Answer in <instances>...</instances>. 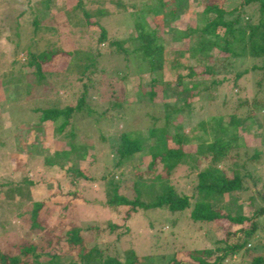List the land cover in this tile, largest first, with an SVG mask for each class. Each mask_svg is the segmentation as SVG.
<instances>
[{
	"label": "rangeland",
	"instance_id": "rangeland-1",
	"mask_svg": "<svg viewBox=\"0 0 264 264\" xmlns=\"http://www.w3.org/2000/svg\"><path fill=\"white\" fill-rule=\"evenodd\" d=\"M77 1L0 0V247L11 251L10 246L23 237L27 239L26 242L38 240L39 237L28 229L27 223L28 212L34 202L41 201L44 206L39 209L38 217L46 226L60 222L59 228H66L68 223L80 229L96 227L97 230L92 228L82 233L87 246L100 244L103 253L117 255L120 261L133 255L136 260L139 258L134 264H172V256L179 264H190L192 262L187 252L193 248H214L215 239L220 237L216 230L209 233L207 226L191 222L187 210L171 213L162 208L137 209L129 220L122 221L126 207L107 203L114 195L130 201L139 199L147 202L158 192L153 188L156 186L150 188L148 181L133 184V180H136L133 172L141 173L143 178L153 174L145 171L149 156L136 157L130 163H124L122 168L116 167L112 165L116 154L111 151L110 144L119 142L118 134L122 132L134 139L146 138V132L153 125L163 127L165 111L159 103L162 100L159 98V86L154 87L157 94L154 101L147 100L145 91L149 89L150 79L154 75L147 71L140 53L131 54L135 42L125 44L128 50L125 57L121 53L108 54L107 42L101 44L102 47L97 44V28L84 26ZM227 1L229 6L237 2ZM200 2L179 0L175 5L177 0H81V6L90 20L97 19L110 39L124 40L134 35V28L141 22H145L149 29H155L163 42V49L168 53L166 69L159 76L167 87L162 101L167 105L168 130L171 134L175 125L180 124L189 139L183 147L190 151L195 149L196 139L193 136L209 141L214 136L210 132L211 127H208V136L203 135L200 122L213 114L234 110V100L225 107L220 105L222 95L228 97L234 93L241 100L247 99V105L240 106L236 111L241 119L248 116L251 109L249 103L254 95L264 97V74L257 69L242 77L240 88L226 83L215 89L209 86L211 78L207 75L203 77L204 80L185 76L186 86L193 81L199 84L193 90L196 96L191 98L192 111L189 114L185 110L172 113V108L179 107L187 98V93L178 92L182 86L176 84L175 73L186 74L185 66L196 63L189 53L199 36L185 38L183 35L187 25L195 26L202 21L199 14L203 7ZM161 5L166 7L163 6L162 13L158 14ZM173 8V17L167 15L160 19L157 16H163L166 14L164 12ZM96 47L101 54L95 66L102 72L96 71L90 76L91 84L86 91L90 114L85 110L73 113L70 124L61 130L50 121L40 123V112L36 109L51 106L62 108L73 104L81 83L73 81L72 76L59 83L62 87L52 86L48 79L37 84L33 76L26 73L27 69L23 71L25 82L16 83L20 75L18 69L22 68L20 63L23 62L19 53L26 54L35 49L65 50V54L56 53L52 58L51 63L55 65L52 71H57L65 66L69 57L72 67L79 63L80 57ZM178 49L185 52L176 56L174 52ZM259 63V58H243L234 63V69L242 70ZM203 64L210 68L212 66L210 61ZM89 68L92 69L91 66ZM234 69H220L217 78L231 79ZM195 70L199 73L203 71L200 66ZM258 79L261 81L259 87L255 84ZM4 82H7L6 86ZM253 113L252 118L238 126L236 131L240 156L237 160L242 162L257 148L261 152V164H248L246 170H240L241 174L248 172L250 175V178L242 179L245 186V190L239 194L242 210L236 209L229 195H225L220 202L222 210L230 208L231 213L241 211L245 217L249 216L251 210L247 209L249 203L245 198L261 192L264 186V109ZM152 116L157 119L153 120ZM67 131L73 132L72 149H69L71 142L64 138ZM220 136L226 138V134ZM234 153L232 151L220 165L226 174L230 172L227 165L236 158ZM71 166L78 168L85 178L68 172ZM160 170L158 164L155 173ZM184 173L183 167L175 169L169 175V181L189 193L191 188L187 181L190 177L185 179ZM255 177L258 180L253 184ZM255 200L256 204L264 205L260 200ZM258 222L255 239L248 241L246 253L239 252L225 262L247 264L253 256L264 254V215ZM108 223L118 228L112 230L107 227ZM242 225L246 226V222ZM221 226L224 229L238 228L226 219L221 221ZM58 234L57 231L56 238ZM54 244L59 253L72 254L71 247L60 238Z\"/></svg>",
	"mask_w": 264,
	"mask_h": 264
},
{
	"label": "trees",
	"instance_id": "trees-1",
	"mask_svg": "<svg viewBox=\"0 0 264 264\" xmlns=\"http://www.w3.org/2000/svg\"><path fill=\"white\" fill-rule=\"evenodd\" d=\"M178 1L174 4H178ZM200 4L203 7L201 14H199L202 21H198L195 26L187 25L185 27L186 32L183 35L185 38L199 36L189 53V57L193 58L196 63L185 66L186 74L178 71L175 73L176 84L182 86L178 92L187 93L185 96L187 98H184L179 107H173L172 113L185 110L189 114L192 111L191 98L196 96V91L193 90L199 84L193 81L190 86H186L185 76L188 78L199 77L204 80L203 77L207 75L211 78L209 86L218 89L219 86L226 85V83L240 88L239 82L242 77L254 69L260 70L264 74V0H237L234 6H229L227 0H201ZM163 6L166 7V5H161L158 8V14L159 12L162 13ZM77 7L82 11L81 16L84 26L86 28L90 26L97 28L95 33L97 44L102 47L101 44L107 42L106 50L108 54L121 53L125 57L128 53L125 44L129 41L135 42L131 54L134 52L140 53L147 65V71L154 75L150 79L149 89L145 91L147 100L154 101L157 95L155 86H159V98L164 100L167 87L160 79V73H163L166 69V63L168 62L166 56L168 53L163 49V42L155 29H149L145 22L144 24L141 22L134 28V35L124 40L121 38L110 39L105 28L97 19L95 21L90 20V16L81 6V0L77 1ZM164 13L166 14L163 16H157L160 19H164L167 15L173 17L175 8ZM184 52L185 50L178 49L174 53L176 56H181ZM56 53L65 54L66 52L62 49H35L34 51H28L26 54L20 52L19 55L22 56L23 62L20 63L22 68L18 69L20 75L16 83L25 82L26 76L23 71L26 69L28 70L26 73L31 74L37 84L44 83L48 79L51 81L52 86L57 87L60 85L62 87L59 83L69 80L72 76L73 81L81 83L73 104L64 105L62 108L51 106L45 109H36L40 112V123L50 121L61 130L70 124L73 113L85 110L89 111L87 113L90 114L91 110L86 103V91H88L91 84L90 76L94 75L96 71H101L95 66L97 59L100 58L101 50L96 47L94 50L87 52L80 57L79 63L74 64L72 67H70L69 57L65 66L57 71H52L55 65L51 62ZM251 57L259 58L260 63L257 65L251 64L250 67L242 70L234 69L236 61ZM207 61L211 62V68L203 64ZM197 66L202 68L201 73L195 70ZM222 68L226 71L234 69L231 79L227 77L217 78ZM60 75L61 79L58 81ZM5 84L7 82H4V86H6ZM255 84L259 87L261 85L260 79ZM234 95L235 97H232ZM230 96L222 95L220 105L225 107V104L234 100V110L230 113L213 114L200 122L199 128L202 134L208 136V127H211L212 131L210 132L214 136L210 141L206 138L193 136L196 143L194 144L195 149L192 151L183 147L189 139L185 136L180 124L175 125L172 133H169V117L165 110L167 105L162 100L159 103L165 111L163 127L159 128L153 125L146 132V138L142 140L134 139L129 134L122 132L118 134L119 142L110 144L111 151L116 154L112 165L116 167L122 168L124 163H130L136 157L142 158L147 154L149 162L145 171L153 174L148 178H143L141 173L133 172V176L136 177L133 184H136L137 181L143 183L148 181L150 188L154 185L156 187L153 188L158 191L153 195L152 200L147 202L139 199L130 201L120 195H114L113 198H110L107 201L108 205L116 203L126 207L127 211L124 213L122 221L129 220L131 214L137 209L162 208V210L171 213L187 210V216L191 222L197 223L198 226H207V232L209 233L214 232V230L219 233L220 237L215 239L214 248H193L187 252V257L192 262L190 264H230L225 262L230 256L239 252L246 253L245 247L249 240L255 239L254 232L259 227V218L264 215V205L255 203V199L264 203V186L261 192L245 198V201L249 203L247 209H251L248 217H245L241 211L231 213L230 208L229 210H222L223 207L220 204L224 196L229 195L231 201H233L232 203H235L236 209L242 210V203L239 201V194L245 190L242 179L243 177L250 178V175L245 171L244 174H241L240 170H246L248 164H261V152L257 148H254L252 154L247 155L248 157L242 162L237 160L240 159V156L237 152L239 145L237 144L236 131L238 126L248 118H252L253 112L264 109V97H255L254 95L249 103L251 109H249L248 116L241 119L237 117L236 111L240 106L247 105V99L241 100L234 93ZM152 119L156 120L157 118L152 116ZM222 133L226 134V138L220 136ZM64 138L71 142L69 149H72L74 145L72 143L73 132L67 131ZM232 151H235L236 158L227 165L230 172L226 174L220 168V165L225 162L226 157ZM158 164L161 166V170L159 173H155ZM179 167L185 168L186 173L183 174L185 179L190 177L187 181V185L191 188L189 193L178 185H172L169 181V175ZM67 171L74 176L85 178L78 168H73V166L68 168ZM257 180V177L253 178L252 183L254 184ZM43 206L44 203L36 201L28 212L29 222L27 227L34 235L39 237L38 240L31 241L30 239L31 242H26L27 239L23 237L18 243L10 246L12 252L5 251L0 247V264H134L138 261L139 258L136 260L133 255L120 261L117 255L103 253L100 244L88 247L82 233L92 228L97 230L96 227L80 229L76 225L68 223L66 228H59L61 226L60 222L56 225L46 226L45 222L38 217V211ZM225 219L237 225L238 228L224 229L221 226V221ZM245 222L246 226H243L242 224ZM107 227L112 230L118 228L113 223H108ZM57 231L59 232L57 238L59 237L65 241L69 248L71 247L72 254L63 251L59 253L54 248V242L59 239L55 237ZM143 258L141 259L143 260ZM170 261L172 264H179V262L173 260L172 256ZM247 264H264V254L253 256Z\"/></svg>",
	"mask_w": 264,
	"mask_h": 264
}]
</instances>
